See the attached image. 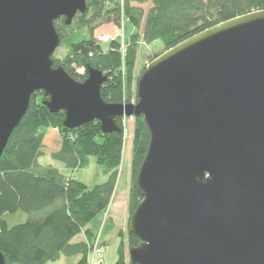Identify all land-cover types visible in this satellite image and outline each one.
I'll list each match as a JSON object with an SVG mask.
<instances>
[{
  "label": "water",
  "instance_id": "95a60500",
  "mask_svg": "<svg viewBox=\"0 0 264 264\" xmlns=\"http://www.w3.org/2000/svg\"><path fill=\"white\" fill-rule=\"evenodd\" d=\"M86 0H0V159L37 92L64 126L141 117L150 144L137 177L132 264H264V11L196 34L147 64L137 104H108V77L77 82L52 56L55 22ZM0 264H7L0 251Z\"/></svg>",
  "mask_w": 264,
  "mask_h": 264
},
{
  "label": "trees",
  "instance_id": "16d2710c",
  "mask_svg": "<svg viewBox=\"0 0 264 264\" xmlns=\"http://www.w3.org/2000/svg\"><path fill=\"white\" fill-rule=\"evenodd\" d=\"M124 1L121 7L116 0H86V14H79L72 23L78 27L75 32H68L71 28L65 19L55 22L69 52L63 61L52 57L54 67L60 66L77 82L88 79L89 67L102 71L108 80L101 88V97L111 105L132 103L135 98L138 101L133 94L144 67L138 77L133 75L141 41L149 46L164 42L166 51L218 24L264 11V0ZM148 4L146 10L143 6ZM123 15L133 27L125 58L119 42L113 40L105 48L95 34L98 27L110 23L120 26ZM47 100L44 92L32 96L26 116L0 159V251L7 264H54L63 258L74 264L80 257L77 264H88L100 228L104 237L114 230L105 215L123 164V132L104 134L99 121L69 130L63 123L65 112L50 113L44 104ZM135 119L131 151L135 197L129 221L142 199L136 181L150 144L144 119ZM122 124L123 120L118 119L121 129ZM49 132L58 139L57 151L52 153L55 161L75 171L88 168L90 158L95 157L107 177L105 182L91 188L51 165H41L38 161L51 136ZM82 234L85 241H75ZM125 234H118L115 264H132L126 261L124 245L128 250L140 244L130 231Z\"/></svg>",
  "mask_w": 264,
  "mask_h": 264
},
{
  "label": "rangeland",
  "instance_id": "374dc122",
  "mask_svg": "<svg viewBox=\"0 0 264 264\" xmlns=\"http://www.w3.org/2000/svg\"><path fill=\"white\" fill-rule=\"evenodd\" d=\"M117 1V0H116ZM120 6L123 7L124 5V0H119L118 1ZM146 10L149 8L148 5L143 6ZM70 32H75L78 30L77 25L74 26L72 24V27L70 26ZM133 32V27L131 22H129V18L126 16H122L121 18V25L116 26L115 24H108L104 25L101 27H98V29L95 30L96 35H107L113 38V40L119 42L122 45V55H124V58L126 57V51H127V42L129 41L131 35ZM65 36H63L64 39ZM63 41V40H62ZM110 43V42H109ZM109 44L105 45L104 47L107 48ZM165 49L164 42L156 41L153 42L152 45H146L142 41L140 42V50L138 52L139 56L137 58L136 62V67L134 68V77H138L139 73L143 70V67L147 66L149 64L150 60L156 57L159 54H163ZM69 52V48L65 47L63 42L57 49L56 53L52 56L55 60L57 61H63L65 57L67 56V53ZM55 68V67H54ZM79 73H81L78 70ZM140 80V79H139ZM139 82V81H138ZM138 85V84H137ZM138 92V89H137ZM137 92L134 96L137 97ZM138 101L134 100L132 103H127L124 102L123 104H137ZM136 117H127L123 116V118H120L123 120L122 124V131H123V142H125V147H124V158L122 161V166L119 169V177L117 180V187L114 193V198L109 206V209L105 215V218L107 220H110L111 223L113 224V232L106 237L102 235L103 229L100 228L101 230L99 231L97 238H96V246L94 244L95 252L93 256L94 258L102 253L103 255V261L104 264H115L118 259V246H119V238L118 234L123 233L125 234L126 231H129V218L131 215V208H132V202L135 197L134 195V184H133V179H132V138H133V133H134V128H135V123H136ZM58 139L57 135H51L49 138L46 139V148L43 150V155L42 157L39 158V163L43 166H52L57 168L60 172L65 174L66 176L72 178L74 177L76 180L80 182H84L88 187H94V185L97 184H102L106 180V176L103 174V168L99 164H97L95 157L90 158L89 160V167L86 169H81V170H75V171H70L69 169L66 168L62 163H59L54 160L52 153L57 151V146H58ZM101 235L103 236L101 239ZM126 236V234H125ZM126 239V237H125ZM127 240V239H126ZM75 241H85V235L82 234L78 236ZM93 246V248H94ZM124 252L126 256V261L128 263H131V260H129V250H127V246L124 245ZM90 257V256H89ZM89 257L87 258V262H89ZM81 259L78 258L76 259V264L79 262ZM68 259H61L57 262H54V264H69ZM74 262V261H73ZM89 264V263H88Z\"/></svg>",
  "mask_w": 264,
  "mask_h": 264
},
{
  "label": "built area",
  "instance_id": "2783aa9c",
  "mask_svg": "<svg viewBox=\"0 0 264 264\" xmlns=\"http://www.w3.org/2000/svg\"><path fill=\"white\" fill-rule=\"evenodd\" d=\"M117 1H119V0H117ZM97 41L101 45H107V44H109V42L113 41V38L111 37V35L110 36H107V35H99ZM95 246H96V244H95ZM95 246L91 250L92 252L90 254L89 262L88 263L89 264H104L102 253H100L99 255L97 254V256L94 258L93 254L95 252L94 251L95 248H96ZM94 255H96V254H94Z\"/></svg>",
  "mask_w": 264,
  "mask_h": 264
},
{
  "label": "crops",
  "instance_id": "0c3cea01",
  "mask_svg": "<svg viewBox=\"0 0 264 264\" xmlns=\"http://www.w3.org/2000/svg\"><path fill=\"white\" fill-rule=\"evenodd\" d=\"M49 135H51L50 132H49ZM67 263H68V262H67ZM73 263L76 264V261H74ZM51 264H53V263H51ZM69 264H70V263H69Z\"/></svg>",
  "mask_w": 264,
  "mask_h": 264
}]
</instances>
